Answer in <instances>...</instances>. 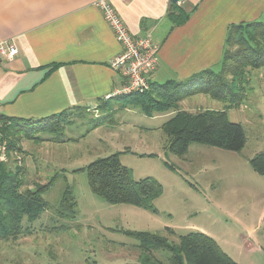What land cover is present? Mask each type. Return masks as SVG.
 Returning a JSON list of instances; mask_svg holds the SVG:
<instances>
[{
  "label": "rangeland",
  "instance_id": "1",
  "mask_svg": "<svg viewBox=\"0 0 264 264\" xmlns=\"http://www.w3.org/2000/svg\"><path fill=\"white\" fill-rule=\"evenodd\" d=\"M244 75L236 102L214 100L203 91L176 104L193 114L232 109L229 120L240 123L248 138L242 153L192 144L183 158L170 154L161 129L166 116H147L122 95L111 105L64 114L66 121L56 133L42 131L52 126L49 120L19 129L13 134L15 151L7 163L0 161V175L21 169V192L56 180L43 195L49 208L41 217L31 224L25 219L17 237L0 239V264H135L139 243L126 231L159 234L173 243L202 232L237 264H264V176L249 162L264 152V68L249 66ZM124 108L128 110L120 113ZM168 113L172 117L176 112ZM105 119L107 126L94 132ZM117 153L134 180L154 178L161 184L155 213L108 204L90 191L85 172H74ZM68 185L74 188L76 214L62 219L57 212ZM168 256L155 253L164 264Z\"/></svg>",
  "mask_w": 264,
  "mask_h": 264
},
{
  "label": "crops",
  "instance_id": "2",
  "mask_svg": "<svg viewBox=\"0 0 264 264\" xmlns=\"http://www.w3.org/2000/svg\"><path fill=\"white\" fill-rule=\"evenodd\" d=\"M95 2L0 0V40L19 50L16 58L0 61L2 117L35 123L120 99L115 91L123 78L110 62L121 46ZM109 2L133 36L150 35L159 45L151 84L185 83L203 71L216 72L222 66L229 28L264 18V0ZM220 110L227 111L228 119L233 111ZM158 115L167 121L171 117ZM105 121L94 132L107 126Z\"/></svg>",
  "mask_w": 264,
  "mask_h": 264
},
{
  "label": "trees",
  "instance_id": "3",
  "mask_svg": "<svg viewBox=\"0 0 264 264\" xmlns=\"http://www.w3.org/2000/svg\"><path fill=\"white\" fill-rule=\"evenodd\" d=\"M234 46L237 47L236 50H232ZM249 66L253 69L264 68V22L255 21L229 28L219 72L206 70L192 76L185 83H154L148 92L129 95L128 98L131 105L139 107L147 116L175 110L176 113L162 126L167 139L165 149L170 154L183 158L192 144L242 153L248 143L246 131L240 123H233L228 119L226 110H206L193 114L177 107L192 93L203 91L214 100L236 102L235 98L240 97L237 85L244 81L243 75ZM230 75L232 79H229ZM63 115L64 113L43 120H49L52 126L49 125L42 131H60L66 121ZM52 118L55 124L51 121ZM2 120L10 123L4 129L10 155L16 148L13 134L19 129L23 131L35 126V123L4 117ZM249 162L255 172L264 176V152L256 154ZM168 167L172 169L170 165ZM76 172H85L90 191L108 204H126L156 212L154 201L162 194L161 184L154 178L134 180L131 170L122 165L120 153L98 159ZM22 175L21 169L14 173L2 172L0 175V239L17 237L23 231L25 219L31 224L49 208L43 195L51 189L55 176L45 184L36 186L35 191L25 189L21 192L19 177ZM76 207L74 188L68 185L62 195L58 216L72 219L75 217ZM167 232L174 234L171 229ZM125 234L139 243L140 255L135 264H164L155 257V253L160 251L168 253V264H237L214 239L202 232L179 236V243L170 242L167 237L155 233L126 231Z\"/></svg>",
  "mask_w": 264,
  "mask_h": 264
},
{
  "label": "built area",
  "instance_id": "4",
  "mask_svg": "<svg viewBox=\"0 0 264 264\" xmlns=\"http://www.w3.org/2000/svg\"><path fill=\"white\" fill-rule=\"evenodd\" d=\"M95 7L101 11L121 46V52L110 62L111 69L123 78V84L115 91V95L129 96L148 92L150 76L159 62V45L150 35L133 36L109 0H96ZM18 54L19 50L14 44L0 40V61L12 60ZM9 125L0 114V161L4 163L10 159L9 141L4 135V129Z\"/></svg>",
  "mask_w": 264,
  "mask_h": 264
},
{
  "label": "water",
  "instance_id": "5",
  "mask_svg": "<svg viewBox=\"0 0 264 264\" xmlns=\"http://www.w3.org/2000/svg\"><path fill=\"white\" fill-rule=\"evenodd\" d=\"M180 0H173L174 3H178Z\"/></svg>",
  "mask_w": 264,
  "mask_h": 264
}]
</instances>
